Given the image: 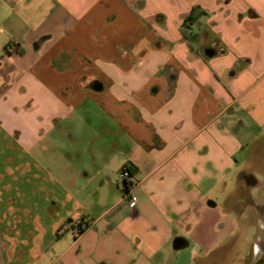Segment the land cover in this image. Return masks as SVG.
Masks as SVG:
<instances>
[{"label":"crops","instance_id":"crops-1","mask_svg":"<svg viewBox=\"0 0 264 264\" xmlns=\"http://www.w3.org/2000/svg\"><path fill=\"white\" fill-rule=\"evenodd\" d=\"M263 136L264 0H0V264H218L264 208ZM15 172L49 186L5 199Z\"/></svg>","mask_w":264,"mask_h":264},{"label":"rangeland","instance_id":"rangeland-1","mask_svg":"<svg viewBox=\"0 0 264 264\" xmlns=\"http://www.w3.org/2000/svg\"><path fill=\"white\" fill-rule=\"evenodd\" d=\"M264 137V136H263ZM67 140V138H65ZM262 143H257V147L260 149L262 148V152L259 154H255L256 159H251V166L254 168L252 169L254 174V178L257 179L258 182L264 184V138H261ZM258 148V151H259ZM256 151V150H255ZM263 160V163H261ZM255 161L256 164H253ZM124 168V167H123ZM38 170L37 167L34 168V171ZM42 172V171H41ZM122 173V171H121ZM120 173V180L121 185L124 187V179L122 178V174ZM41 175L40 178H32L31 176H28L27 178H21L19 179L18 172H15L13 176L6 175L5 182H8L9 185L13 188V191L11 193H5L4 198L7 199L8 197H13L16 195L15 188L20 186L22 183L26 184L27 188H32L35 186H42L47 187L49 186V176L45 173H38ZM18 179L20 181H18ZM75 184H77L78 190L83 192L84 197L82 198V208L78 209V211H75L74 209V201L72 202V215L78 216L77 219L86 218L89 219L95 218V215L97 213V210L94 211V209L99 208L101 204V192L98 188L99 181H84V180H74ZM250 196H253L254 199H257V203L259 205L264 206V186L262 191V197L258 198L256 195V192L254 190L249 192ZM40 203L43 204L44 200L42 201L40 199ZM130 206V202H127ZM46 204V202H45ZM45 206V205H44ZM88 206V207H86ZM131 207V206H130ZM134 208V207H131ZM51 210V207L49 208ZM42 215H44L43 220H47L48 218H51V215H54L57 213V211H41ZM248 218L246 221V232L245 227H241L240 232L235 235L236 237L230 238L228 241V244L223 250H220L216 252L213 257L212 261L214 263L218 264H264V222L260 224L261 218L264 217V208L258 209V214L256 212V208L249 207L247 208ZM49 220L45 222L47 226H49ZM76 221V220H75ZM74 221V223H75Z\"/></svg>","mask_w":264,"mask_h":264},{"label":"built area","instance_id":"built-area-1","mask_svg":"<svg viewBox=\"0 0 264 264\" xmlns=\"http://www.w3.org/2000/svg\"><path fill=\"white\" fill-rule=\"evenodd\" d=\"M122 178L124 181L129 183V193L126 195L127 200L130 202L131 207L136 206L137 197L132 194V190L135 188L136 184L133 181V176H131V173L129 170L123 168L122 169ZM89 227V222L87 221H79L73 226V232L76 236H79L84 230H86Z\"/></svg>","mask_w":264,"mask_h":264},{"label":"trees","instance_id":"trees-1","mask_svg":"<svg viewBox=\"0 0 264 264\" xmlns=\"http://www.w3.org/2000/svg\"><path fill=\"white\" fill-rule=\"evenodd\" d=\"M204 14V12H200L198 8H193L191 13L189 14V16L187 18H185L183 25H182V33H183V37L189 41V43L191 42V38H192V27L193 24L196 23L197 19L200 18V16ZM125 169L129 170V172L131 173V176H133V171L130 167L128 166H124ZM124 183V193L125 195H127L129 193V183H127V181L123 182Z\"/></svg>","mask_w":264,"mask_h":264}]
</instances>
